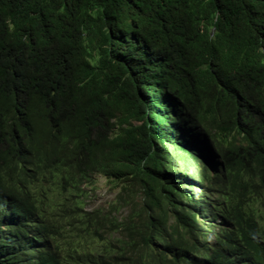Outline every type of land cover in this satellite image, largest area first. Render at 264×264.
Here are the masks:
<instances>
[{
  "label": "trees",
  "instance_id": "trees-1",
  "mask_svg": "<svg viewBox=\"0 0 264 264\" xmlns=\"http://www.w3.org/2000/svg\"><path fill=\"white\" fill-rule=\"evenodd\" d=\"M8 195L0 264H264V0H0Z\"/></svg>",
  "mask_w": 264,
  "mask_h": 264
},
{
  "label": "clouds",
  "instance_id": "clouds-1",
  "mask_svg": "<svg viewBox=\"0 0 264 264\" xmlns=\"http://www.w3.org/2000/svg\"><path fill=\"white\" fill-rule=\"evenodd\" d=\"M23 221H27L26 209L15 197L13 199L10 195L5 196L0 201V238L8 236L9 226L20 225Z\"/></svg>",
  "mask_w": 264,
  "mask_h": 264
},
{
  "label": "rangeland",
  "instance_id": "rangeland-1",
  "mask_svg": "<svg viewBox=\"0 0 264 264\" xmlns=\"http://www.w3.org/2000/svg\"><path fill=\"white\" fill-rule=\"evenodd\" d=\"M93 182H94V186L96 187V190L93 193H90L94 196V198L90 200V203L91 205H93V208L102 211L103 210L102 205H104L108 201H111L118 191L117 190L112 191L110 182L101 176L95 177L93 179ZM190 183L191 182H188V184ZM116 235L117 234H115L114 236Z\"/></svg>",
  "mask_w": 264,
  "mask_h": 264
}]
</instances>
